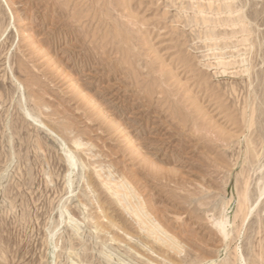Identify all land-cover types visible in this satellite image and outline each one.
<instances>
[{
  "label": "rangeland",
  "instance_id": "rangeland-1",
  "mask_svg": "<svg viewBox=\"0 0 264 264\" xmlns=\"http://www.w3.org/2000/svg\"><path fill=\"white\" fill-rule=\"evenodd\" d=\"M96 171L130 183L180 250ZM263 185L264 0H0V264H223L237 248L255 264ZM241 203L240 236L217 243Z\"/></svg>",
  "mask_w": 264,
  "mask_h": 264
},
{
  "label": "bare ground",
  "instance_id": "bare-ground-1",
  "mask_svg": "<svg viewBox=\"0 0 264 264\" xmlns=\"http://www.w3.org/2000/svg\"><path fill=\"white\" fill-rule=\"evenodd\" d=\"M13 4V3H12ZM9 6V5H8ZM12 17L14 18V14L12 13ZM28 35H25L22 32H19V35L21 37V40L23 43H26V45L29 48V53L31 55L35 54H42L41 48L36 45V43L33 41L34 39L32 36H29V32L27 33ZM64 40V39H63ZM46 51V50H44ZM25 54V53H24ZM45 55V54H43ZM29 57V56H27ZM46 57V55L44 56ZM52 57V56H51ZM25 59V58H24ZM43 59V58H42ZM49 58H46L44 61L46 63L47 69L50 73L55 72V70L59 68H55L52 66V64L49 61ZM28 61V60H27ZM55 61V60H54ZM32 62V61H31ZM33 64V63H32ZM57 64V63H55ZM35 65V64H34ZM45 74V72H44ZM47 74V73H46ZM69 75V74H68ZM72 91L75 95L79 96L80 99L85 103V105L92 111L96 112L98 116L102 117V109H99V104L92 98L89 94H87L83 89L79 88V86L72 82L71 87ZM101 107V106H100ZM102 108V107H101ZM24 111V110H23ZM24 113V112H23ZM26 117V115H24ZM109 117V116H108ZM86 118V117H85ZM28 119V118H27ZM30 120V119H28ZM41 127V126H40ZM118 130V129H117ZM128 139V137H127ZM61 142V141H60ZM76 145L78 142H74ZM62 145V143H61ZM138 148V147H137ZM136 148V149H137ZM64 149V148H63ZM128 149L130 151H136V149L128 143ZM136 154V153H135ZM138 155V154H136ZM145 159V158H144ZM143 158L142 160L147 163ZM72 161V160H71ZM70 161V166L72 165ZM69 173V172H68ZM96 176L100 179V184L103 186V188L106 190V192L111 196L113 202H115L118 206H120L124 211H126L128 214L133 216L135 218L136 223L139 226V229L143 231L142 233L145 232L146 236L151 237L152 239L155 240L158 244H160L162 247L165 246L168 249H171L175 252H178L180 250L179 245L173 240L172 235L167 233L166 230H164L160 224L153 218L152 212L150 209V206L147 202H145L140 195L136 194L133 188H131V184L126 182V181H119L113 184H106L101 175L99 174L98 171L95 172ZM124 174V173H123ZM70 175V174H69ZM135 175V173H134ZM139 180H141L139 178ZM118 181V180H117ZM157 181V180H156ZM146 186V185H145ZM147 189V188H146ZM149 190V189H147ZM264 195V185L261 187V190L259 192V199ZM149 196V195H148ZM153 196V195H152ZM149 198V197H148ZM249 199V194L248 191H245V193L242 196V201H248ZM258 199V200H259ZM101 204V203H100ZM158 204V203H157ZM102 205V204H101ZM159 207V206H158ZM253 209V207H252ZM167 210V209H166ZM225 210V209H224ZM158 212V211H157ZM238 212L243 214V216L240 219V224L239 226H234L230 225V222L225 219L221 218L219 220H214L213 226L214 229L217 232L218 238L216 240L217 243H227L228 245L231 244L234 241L235 235L238 238L240 236V233L242 231L244 222L246 218L248 217L249 214H251V207H246L243 205V203L240 204V207L238 208ZM167 214V212H166ZM160 216V215H159ZM223 216V214H222ZM67 222V220H66ZM78 222V221H77ZM113 223V221L111 220ZM183 222V221H182ZM184 225V224H183ZM186 225V224H185ZM197 226V225H196ZM73 228V227H72ZM104 229V227H101ZM183 228V227H182ZM171 230V228H170ZM174 231V229L172 230ZM185 231V230H184ZM204 232V231H203ZM185 233V232H184ZM187 233V232H186ZM196 233V231L194 232ZM257 234H264V224L261 226L260 230H257ZM190 234V233H189ZM187 234V235H189ZM184 235V234H182ZM186 235V234H185ZM194 235V234H191ZM207 235V234H206ZM139 237V236H138ZM196 237V235H195ZM116 238V237H115ZM203 238V237H202ZM118 239V238H117ZM185 239V238H183ZM207 241V240H206ZM216 243V245H217ZM190 245V243H188ZM214 244V243H213ZM191 246V245H190ZM197 248V247H196ZM259 251H258V260L255 264H261L263 262V253H264V245H260ZM134 249V248H133ZM136 251V250H135ZM170 251V250H169ZM198 251V249H197ZM200 251V250H199ZM171 252V251H170ZM169 252V253H170ZM75 254V253H74ZM141 254V253H140ZM225 256V255H224ZM209 259V258H208ZM214 259V258H213ZM218 259V258H217ZM171 260V259H170ZM74 263V262H72ZM251 262H247L244 254L242 251H240L238 248L235 250L233 259L230 262H224L223 264H250ZM208 264V263H207ZM254 264V262H253Z\"/></svg>",
  "mask_w": 264,
  "mask_h": 264
}]
</instances>
